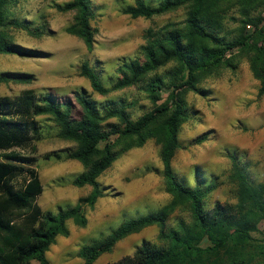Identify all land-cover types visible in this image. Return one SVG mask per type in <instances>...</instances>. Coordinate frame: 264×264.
<instances>
[{
    "label": "trees",
    "instance_id": "1",
    "mask_svg": "<svg viewBox=\"0 0 264 264\" xmlns=\"http://www.w3.org/2000/svg\"><path fill=\"white\" fill-rule=\"evenodd\" d=\"M13 1L0 0V54L19 52L6 28L31 31L26 22L10 19L8 10ZM133 1V5L123 9L133 19H151L182 7L188 8V16L183 24L149 29L142 48L145 59L124 63L121 76L111 88L103 84L89 63L81 66V75L100 95L137 87L154 105L151 111L132 120L127 101L99 107L85 92L76 95L81 110L68 98L38 94L32 89L16 97L0 96V264H51L47 252L58 236L69 234L68 222L86 226L85 208H93L105 196V189L98 182L100 176L123 153L142 148L150 139L161 146L165 189L171 201L159 211L124 222L102 241L82 247L83 264H95L123 239L155 225L160 227L162 245L144 242L133 255L108 264L264 262V245L255 238L264 222V182L253 184L234 157L238 202H216L210 208L207 198L215 186H187L173 168L181 146V126L188 119L189 91L200 92L199 85L207 77L222 68H234L235 58L245 55L260 83L259 95L264 97V14L257 11L264 6V0ZM229 3L239 5L242 16L234 34L227 33L224 25V11ZM58 9L76 13L66 31L81 38L92 50L95 31L91 21L95 13L91 0H68ZM160 71L163 75L158 74ZM16 79L28 80L22 74ZM8 81L7 75H0V83ZM40 117L56 124L61 139L77 145L67 157L82 163L86 171L75 178L74 185L92 187L87 197L58 214L45 212L38 204L44 191L35 168L36 142L43 129ZM181 209L189 212L191 222L179 220L167 228L170 217Z\"/></svg>",
    "mask_w": 264,
    "mask_h": 264
},
{
    "label": "rangeland",
    "instance_id": "2",
    "mask_svg": "<svg viewBox=\"0 0 264 264\" xmlns=\"http://www.w3.org/2000/svg\"><path fill=\"white\" fill-rule=\"evenodd\" d=\"M66 2L14 0L10 5V19L26 22L31 31L6 28L19 52L0 54V75L9 77L8 82L0 83V96L16 97L32 89L38 94L68 98L81 110L76 95L85 92L99 107L127 101L132 120L151 111L154 105L137 87L108 95L96 93L81 75V66L89 63L103 84L111 88L121 76L124 63L145 59L142 48L147 31L159 30L170 23H185L188 8L151 19H133L123 13L125 7L134 4L133 0H91L95 43L89 50L81 38L66 31L76 15L74 11L58 9ZM257 11L264 14V6ZM224 16L226 32L234 34L242 18L239 5L229 3ZM235 65L207 77L199 85L200 92L186 94L188 119L181 126V146L173 160L174 171L183 184L215 186L207 198L210 208L216 202L231 205L238 202L239 179L234 157L253 184L264 182V97L259 95L260 83L252 74L249 59L238 55ZM21 74L27 77V82L16 79ZM158 74L163 75V71ZM38 120L43 129L36 142L35 168L44 187L38 204L45 212L58 214L87 197L92 187L74 185L75 178L86 171L82 163L67 157L77 145L61 139L59 128L47 117ZM160 153L161 146L150 139L142 148L123 153L100 176L98 182L105 189V196L93 208H85L86 226L68 222L69 234L58 236L47 252L51 264H83L82 247L102 241L124 222L159 211L171 201L165 189ZM49 154L51 157L47 158ZM179 220L191 222L189 212L177 210L168 220L167 228ZM259 229L255 238L264 245V222ZM159 234L160 227L155 225L130 235L111 252L100 256L95 264L120 261L133 255L144 242L160 246Z\"/></svg>",
    "mask_w": 264,
    "mask_h": 264
}]
</instances>
